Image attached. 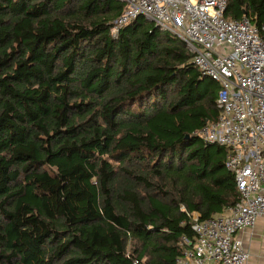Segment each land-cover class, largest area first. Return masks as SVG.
Wrapping results in <instances>:
<instances>
[{
    "label": "trees",
    "instance_id": "1",
    "mask_svg": "<svg viewBox=\"0 0 264 264\" xmlns=\"http://www.w3.org/2000/svg\"><path fill=\"white\" fill-rule=\"evenodd\" d=\"M120 0H0V264H177L238 191L220 85ZM264 25V0L226 16ZM134 247L129 250V244Z\"/></svg>",
    "mask_w": 264,
    "mask_h": 264
},
{
    "label": "built area",
    "instance_id": "2",
    "mask_svg": "<svg viewBox=\"0 0 264 264\" xmlns=\"http://www.w3.org/2000/svg\"><path fill=\"white\" fill-rule=\"evenodd\" d=\"M112 34L139 16L184 40L192 62L220 85L219 115L195 131L228 148L225 165L238 191L234 206L200 220L193 241L183 238L177 264H250L246 242L261 224L264 241V25L226 16L228 0H120ZM134 264H146L145 260Z\"/></svg>",
    "mask_w": 264,
    "mask_h": 264
},
{
    "label": "crops",
    "instance_id": "3",
    "mask_svg": "<svg viewBox=\"0 0 264 264\" xmlns=\"http://www.w3.org/2000/svg\"><path fill=\"white\" fill-rule=\"evenodd\" d=\"M263 226L259 224L255 229V236L251 242H246V247L249 249L252 257L250 264H264V241L261 239Z\"/></svg>",
    "mask_w": 264,
    "mask_h": 264
},
{
    "label": "rangeland",
    "instance_id": "4",
    "mask_svg": "<svg viewBox=\"0 0 264 264\" xmlns=\"http://www.w3.org/2000/svg\"><path fill=\"white\" fill-rule=\"evenodd\" d=\"M133 247H134V243L131 244V242H130V244H129V250H131Z\"/></svg>",
    "mask_w": 264,
    "mask_h": 264
}]
</instances>
